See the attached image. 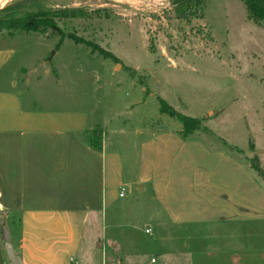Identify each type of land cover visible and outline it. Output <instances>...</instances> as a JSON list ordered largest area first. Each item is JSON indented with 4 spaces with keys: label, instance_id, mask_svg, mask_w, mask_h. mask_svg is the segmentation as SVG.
<instances>
[{
    "label": "rangeland",
    "instance_id": "374dc122",
    "mask_svg": "<svg viewBox=\"0 0 264 264\" xmlns=\"http://www.w3.org/2000/svg\"><path fill=\"white\" fill-rule=\"evenodd\" d=\"M16 2L0 19L44 11L63 34L0 30V83L87 112L107 171L117 159L120 179L73 264H191L200 249L264 248V21L242 0H11L0 10ZM161 100L200 129L186 135Z\"/></svg>",
    "mask_w": 264,
    "mask_h": 264
},
{
    "label": "crops",
    "instance_id": "0c3cea01",
    "mask_svg": "<svg viewBox=\"0 0 264 264\" xmlns=\"http://www.w3.org/2000/svg\"><path fill=\"white\" fill-rule=\"evenodd\" d=\"M5 63L0 58V68ZM47 103L31 102L13 84L8 88L0 83V264H9L3 227L22 264H73L89 221L101 215L111 199L113 177L120 179L116 157L107 171L104 141L102 151L88 143L94 130L89 114ZM189 260L264 264V248L200 249L190 252Z\"/></svg>",
    "mask_w": 264,
    "mask_h": 264
},
{
    "label": "trees",
    "instance_id": "16d2710c",
    "mask_svg": "<svg viewBox=\"0 0 264 264\" xmlns=\"http://www.w3.org/2000/svg\"><path fill=\"white\" fill-rule=\"evenodd\" d=\"M246 7L247 11L249 13V16L252 20L256 22H263L264 21V0H242ZM21 3L16 2L2 10L8 11L12 10L14 6L19 5ZM75 12V11H74ZM70 16H75L73 13L70 14ZM59 17V15L50 14L44 11L37 12L35 14H28L24 17L19 18H12V19H6L2 20L0 19V30H17L22 33H41L46 30H52L55 32L62 33L60 27L58 26L56 22V18ZM70 39L75 40L76 43H82L86 44L88 46L92 45L94 48H98L97 45L91 43L90 41L85 40L82 37L77 36L76 34H69L68 35ZM161 111L163 113L169 112L173 115H177L181 123L183 124V130L186 135L191 134L197 130L200 129V124L197 119H193L191 117H187L184 115H180L172 110L170 106L167 105V103L163 100H161ZM88 143L89 145L99 151H102L103 149V143L101 140V135H91V138L88 137ZM260 173L264 175V172H262L261 169L258 170Z\"/></svg>",
    "mask_w": 264,
    "mask_h": 264
},
{
    "label": "water",
    "instance_id": "95a60500",
    "mask_svg": "<svg viewBox=\"0 0 264 264\" xmlns=\"http://www.w3.org/2000/svg\"><path fill=\"white\" fill-rule=\"evenodd\" d=\"M3 241H4V251L7 255L9 264H22L21 258L14 252L12 245L9 242L10 235L6 227H3Z\"/></svg>",
    "mask_w": 264,
    "mask_h": 264
},
{
    "label": "bare ground",
    "instance_id": "6f19581e",
    "mask_svg": "<svg viewBox=\"0 0 264 264\" xmlns=\"http://www.w3.org/2000/svg\"><path fill=\"white\" fill-rule=\"evenodd\" d=\"M11 0H0V8L4 7Z\"/></svg>",
    "mask_w": 264,
    "mask_h": 264
},
{
    "label": "built area",
    "instance_id": "2783aa9c",
    "mask_svg": "<svg viewBox=\"0 0 264 264\" xmlns=\"http://www.w3.org/2000/svg\"><path fill=\"white\" fill-rule=\"evenodd\" d=\"M124 192H125V190L123 189V190L121 191V193H120V197H124ZM146 233H147V234H150L151 231H150V230H147ZM153 262H154V260H153Z\"/></svg>",
    "mask_w": 264,
    "mask_h": 264
}]
</instances>
